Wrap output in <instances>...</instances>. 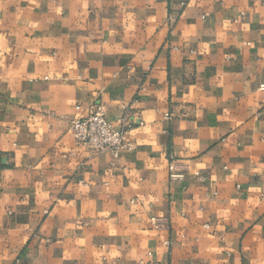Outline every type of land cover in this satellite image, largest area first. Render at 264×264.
I'll return each mask as SVG.
<instances>
[{
    "label": "crops",
    "instance_id": "1",
    "mask_svg": "<svg viewBox=\"0 0 264 264\" xmlns=\"http://www.w3.org/2000/svg\"><path fill=\"white\" fill-rule=\"evenodd\" d=\"M262 85L264 0H0V264H264Z\"/></svg>",
    "mask_w": 264,
    "mask_h": 264
},
{
    "label": "built area",
    "instance_id": "2",
    "mask_svg": "<svg viewBox=\"0 0 264 264\" xmlns=\"http://www.w3.org/2000/svg\"><path fill=\"white\" fill-rule=\"evenodd\" d=\"M264 89V85H262ZM87 116L75 118L71 122V128L77 145L87 147L95 154L110 153L115 160H119L124 154L135 150V145L129 140L128 131L131 128L130 121L126 117H120L117 128L109 120L106 105L101 101L92 102L87 108ZM178 164L173 155L170 156V178L172 181L182 177L177 173ZM152 223L160 228L162 223L154 218Z\"/></svg>",
    "mask_w": 264,
    "mask_h": 264
}]
</instances>
